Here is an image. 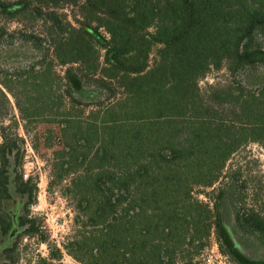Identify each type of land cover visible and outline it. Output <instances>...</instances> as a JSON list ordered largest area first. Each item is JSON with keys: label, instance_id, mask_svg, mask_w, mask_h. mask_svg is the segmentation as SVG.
I'll return each mask as SVG.
<instances>
[{"label": "trees", "instance_id": "obj_1", "mask_svg": "<svg viewBox=\"0 0 264 264\" xmlns=\"http://www.w3.org/2000/svg\"><path fill=\"white\" fill-rule=\"evenodd\" d=\"M0 5L14 17H41L43 32L29 38L50 43L53 60L67 67L61 77L52 61L32 66L24 79L9 75L0 81L23 114L25 86L28 103L41 100L42 109L32 112L36 116L57 109L59 136L48 143L51 183L61 186L80 226L91 228L71 244L79 262L202 264L198 255L215 233L239 264H264L236 248L217 203L212 207L194 195L224 177L241 147L251 142L264 147V87L237 91L211 84L205 92L200 87L212 69L226 67L234 74L264 65V47L257 42L264 34V0H16ZM64 7L77 9L76 14L69 18L59 11ZM90 81L107 92V100L84 102L74 95ZM8 104L0 86V116L8 114ZM3 138L0 201L8 194L13 153ZM32 185L17 180L29 201ZM236 219L264 233L260 213H238ZM11 226L0 206V234ZM29 231L36 233L34 224Z\"/></svg>", "mask_w": 264, "mask_h": 264}, {"label": "rangeland", "instance_id": "obj_2", "mask_svg": "<svg viewBox=\"0 0 264 264\" xmlns=\"http://www.w3.org/2000/svg\"><path fill=\"white\" fill-rule=\"evenodd\" d=\"M14 1L0 0L5 5ZM76 10L64 7L59 11L72 18ZM47 13L45 11L43 17ZM43 28L41 17H14L0 5V78L20 75L24 79L32 66L40 68L52 61L56 74L64 75L67 67L53 60L50 43L29 38L31 33L43 32ZM101 33L109 37L105 30L101 29ZM257 42L264 47V34L258 35ZM156 57L155 49L152 61ZM211 84L237 91L240 88L259 91L264 87V65L246 67L234 74L226 67L212 69L200 81V87L205 92ZM0 86L9 100L8 114L0 116V143L4 140L3 134L6 135L13 152L8 167V194L0 201L1 213L12 226L7 234H0V264H82L70 253L71 244L81 240L83 234L89 235L91 228L80 226L72 203L63 195L61 186L51 183L53 149L48 143L56 141L59 136L57 109L52 112L43 109L46 115L36 116L32 112L35 108L42 109L41 100L28 103L25 86L21 89L24 92L21 102L27 108L23 114L1 81ZM30 87L29 83L27 88ZM74 93L84 102L104 101L108 97L94 81L86 82L82 90ZM77 112V109L72 110V114ZM219 112L225 115L230 110L223 112L220 108ZM20 177L25 182L31 180L32 201L17 186ZM203 190L206 194L201 193ZM194 195L212 207L217 203L224 225L244 256L254 261L264 260V233L244 228L236 219L238 213L251 211L264 217V147L261 144L251 142L241 147L228 161L224 177L212 188L196 189ZM22 220L26 225H22ZM31 224L35 225L36 233L29 231ZM198 256L202 264H239L221 248L215 233Z\"/></svg>", "mask_w": 264, "mask_h": 264}]
</instances>
